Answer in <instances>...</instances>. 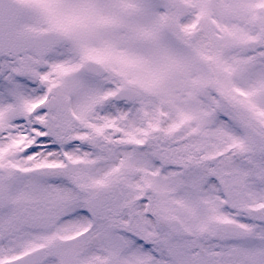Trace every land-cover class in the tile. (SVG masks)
Masks as SVG:
<instances>
[{
  "label": "snow or ice",
  "instance_id": "obj_1",
  "mask_svg": "<svg viewBox=\"0 0 264 264\" xmlns=\"http://www.w3.org/2000/svg\"><path fill=\"white\" fill-rule=\"evenodd\" d=\"M0 264H264V0H0Z\"/></svg>",
  "mask_w": 264,
  "mask_h": 264
}]
</instances>
